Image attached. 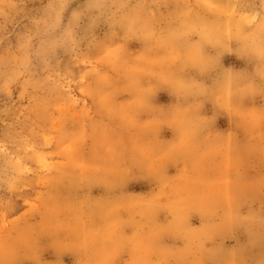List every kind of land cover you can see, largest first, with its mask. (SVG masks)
Returning <instances> with one entry per match:
<instances>
[{
	"label": "rangeland",
	"instance_id": "obj_1",
	"mask_svg": "<svg viewBox=\"0 0 264 264\" xmlns=\"http://www.w3.org/2000/svg\"><path fill=\"white\" fill-rule=\"evenodd\" d=\"M0 264H264V0H0Z\"/></svg>",
	"mask_w": 264,
	"mask_h": 264
}]
</instances>
